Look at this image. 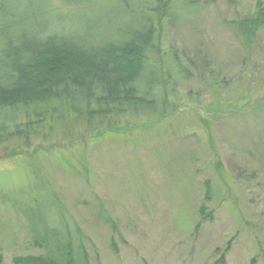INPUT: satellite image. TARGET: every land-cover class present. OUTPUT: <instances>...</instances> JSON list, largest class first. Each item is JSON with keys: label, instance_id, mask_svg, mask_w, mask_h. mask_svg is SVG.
Segmentation results:
<instances>
[{"label": "rangeland", "instance_id": "obj_1", "mask_svg": "<svg viewBox=\"0 0 264 264\" xmlns=\"http://www.w3.org/2000/svg\"><path fill=\"white\" fill-rule=\"evenodd\" d=\"M196 5L164 37L186 71L169 89L173 112L0 144V264L48 253L34 222L59 233L75 224L87 264H264V28L251 52L233 28L264 0ZM45 10L46 29L69 34L84 20L105 21L104 35L129 23L116 10L57 0Z\"/></svg>", "mask_w": 264, "mask_h": 264}, {"label": "trees", "instance_id": "obj_2", "mask_svg": "<svg viewBox=\"0 0 264 264\" xmlns=\"http://www.w3.org/2000/svg\"><path fill=\"white\" fill-rule=\"evenodd\" d=\"M57 1L85 10H116L128 16L129 23L115 35H104L105 21L84 20L81 30L69 34L46 29L49 0H0V144L13 139L29 143L76 125L97 133L112 127L118 118L154 120L173 112L169 89L175 88L177 78L186 71L169 55L164 37L192 16L199 0H175L188 13L174 9L173 0ZM233 24L235 34L251 52L264 28V10ZM215 191L207 183V201L216 197ZM9 199L19 205L11 195ZM203 212L201 208L204 216ZM104 220L115 227L105 213ZM36 224L31 227L34 242L48 253L28 262L87 264V251L75 224L74 233L71 226L59 233L56 227Z\"/></svg>", "mask_w": 264, "mask_h": 264}]
</instances>
